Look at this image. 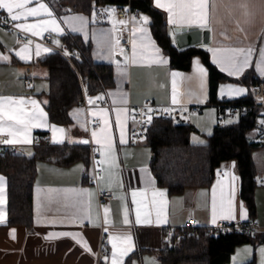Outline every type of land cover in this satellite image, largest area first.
Instances as JSON below:
<instances>
[{"label": "crops", "instance_id": "obj_1", "mask_svg": "<svg viewBox=\"0 0 264 264\" xmlns=\"http://www.w3.org/2000/svg\"><path fill=\"white\" fill-rule=\"evenodd\" d=\"M150 1L156 7L155 0ZM41 3L46 5L51 16L44 12L38 16L21 15L20 19L14 22L28 26L55 19L58 31H54L52 26L47 30L37 28L34 31L39 33L37 36L51 33L52 43L57 46L65 42L63 35L67 33L78 34L83 40L91 41L93 60L112 64L114 84L89 98L91 103L89 102L88 114L101 122L100 127L87 129L86 112L78 104L69 108L68 124L52 122L46 108L49 99L48 70L42 59L53 50L43 43H19L15 32L0 25V58H8L0 59V97L36 101L38 110L42 111L46 118V126L31 128L28 134L29 143L13 144L18 145L20 151L31 154L34 136L46 131L49 132L48 142L52 144L89 146V141H92L99 152L102 172L95 185L86 178V175L92 173L91 163L88 165L84 160H78L69 165H60L53 161L39 160L33 186L34 218L30 229L8 223L7 179L0 172V177L4 178V203L0 205L4 212V220L0 222V264H95L102 234L107 242V252L103 255L101 264H112L113 244L117 246L119 253L120 249L127 247L124 240L127 235L131 236L134 251L123 258L124 264H160L159 252L168 240V227L178 229L189 218H196L203 225L214 223L213 189L215 222L224 220L223 210L228 208L229 202L234 218L227 220H249L250 214L241 196V178L236 159L224 162L209 186L170 192L156 180L151 168L153 155L145 136L134 139L131 134L133 109L147 99L167 107L201 103V113H190L185 117L186 121L198 129L191 134L193 142V133H209L213 129L218 122L217 107L208 102L209 69L202 57H192L190 70L172 68L168 55L152 34L150 25L142 21L131 25V45L122 47L115 28L120 18L116 15V10L114 13L105 11L115 9V6L88 15L82 11L64 8L57 1L28 0L23 9H13L12 14L38 8ZM156 8L162 12L175 45L179 28L208 29L210 41L199 45L209 51L211 61L219 70L220 65L214 62L212 50L253 49L249 66L234 76L222 71L234 80L221 81L218 87L220 98H238L250 92L251 83L262 74L257 70V61L261 48H264V0H209L206 25L169 23L168 12L163 8ZM5 11L9 15L7 10ZM142 16L148 17L143 13ZM73 17H83L86 23L72 19ZM141 29H146V34ZM26 32L33 34L32 31ZM222 55L227 56L230 53L222 51L217 53L215 59ZM161 59L166 63H160ZM197 66L203 68L206 75L197 72ZM173 73L177 75L173 76ZM27 79L32 80L31 85L27 83ZM229 85L243 89L244 92L228 93L225 90V94L221 95L222 86ZM104 95H107L109 103L98 104V97L100 99ZM18 107L23 108L26 114L37 110L31 103ZM0 123L4 127V131L0 132L4 135V140L12 139L8 135V126L15 121L5 116ZM51 126L64 129L63 133L56 134L59 142H53ZM94 131L95 137L92 134ZM249 136L252 140H258L253 129ZM16 139L23 140L24 137L18 135ZM255 153L259 154V157ZM254 160L258 174L254 218L260 225L257 232H264V144L255 150ZM220 170L223 171L222 174L219 173ZM98 189L110 190L115 197L100 205ZM160 192L164 195H155ZM133 193L136 194L135 197ZM241 205L246 214L244 219H241ZM137 209L141 212L142 222L139 224L136 221ZM125 218L128 220L127 224L124 222ZM61 233L73 235H60ZM262 248L264 241L249 240L239 243L232 251L227 264H262Z\"/></svg>", "mask_w": 264, "mask_h": 264}, {"label": "trees", "instance_id": "obj_2", "mask_svg": "<svg viewBox=\"0 0 264 264\" xmlns=\"http://www.w3.org/2000/svg\"><path fill=\"white\" fill-rule=\"evenodd\" d=\"M128 2L149 17L152 34L169 57L172 68L190 70L192 57L200 55L209 69V99L211 104L224 100L218 95L221 81L234 80L211 61L210 53L199 44L175 45L168 32L162 12L150 0H61L59 4L73 7L91 15L109 6L124 5ZM63 40L76 46L80 57L76 68L60 53L52 51L43 59L48 70L49 91L46 108L52 122L68 124L69 108L78 103L84 86L95 93L103 92L114 84L112 64L95 62L91 53V41L83 40L78 34L67 33ZM236 104L251 103L250 92L232 98ZM259 109L236 116L228 123L217 122L207 141L197 143L191 134L198 129L186 120L174 121L151 115L148 120L145 140L152 151L151 168L158 184L166 186L170 192H182L189 187L209 186L222 164L236 159L241 178V196L245 201L250 218L255 216V188L257 186V167L254 151L262 143L250 139V132L257 123ZM43 135V132L41 133ZM39 160L53 161L69 165L84 160L90 165V150L86 144H52L44 138L34 145L31 154H0V172L6 176L8 190V223L30 229L33 225V186ZM90 175H86V178ZM264 241V232L228 234L208 233L200 229L194 236L176 232L160 249V264H227L235 246L244 241Z\"/></svg>", "mask_w": 264, "mask_h": 264}, {"label": "built area", "instance_id": "obj_3", "mask_svg": "<svg viewBox=\"0 0 264 264\" xmlns=\"http://www.w3.org/2000/svg\"><path fill=\"white\" fill-rule=\"evenodd\" d=\"M60 2L61 0H50ZM69 10H75L73 7L69 6ZM116 15L120 18V21H126L125 24L119 23L115 24V28L119 35V43L122 47L127 48L131 45V25L136 21H141L142 16L139 8L133 6L131 2L124 5H117L115 7ZM0 25L9 31H13L16 34V40L19 43L30 42V43H43L50 47L53 51L60 53L64 58H66L74 68H76V59L80 57V52L76 46L62 43L60 46L54 45L52 43V34L46 33L43 36L33 35L26 32L21 28L16 27V23L11 20L10 16L6 13L4 9H0ZM28 84H32V80H26ZM251 94L253 96V101L251 103L236 104L230 101L229 97H224L223 102L216 104L217 107V120L219 123L229 117L240 116L248 113L252 109L258 108L259 114L257 116V123L253 130L257 135L259 142L264 144V74H261L256 80H254L250 85ZM94 94L92 91L87 89L82 82V96L78 100V105L82 106L86 112V122L87 129L90 130L91 127H100L101 122L97 118H92L88 114L89 109V98ZM100 105H107L109 99L107 95L97 100ZM203 106L201 103H194L188 105H174L172 107L157 105L152 99H147L141 104L134 107L132 115V127L131 134L134 139H139L144 137L147 130L148 120L151 115H159L162 118H170L174 121L185 120V117L190 113H201ZM43 138L48 141L49 132L36 133L33 139V144L38 145L42 142ZM4 135L0 134V154L7 153H18L20 151L19 146L16 144H6L3 143ZM90 147V160L92 173L89 180L93 184H97L98 178L102 172L101 160L99 157V152L94 147L92 141H89ZM220 174L223 173L222 170L219 171ZM98 202L100 205H104L106 202L110 201L115 197L114 193L110 190H97ZM260 225L257 223L254 217L247 221H230L227 219L219 220L214 223L203 225L196 218H189L178 229L174 227H168L166 229V236L171 239L175 236L176 232H180L186 236H194L198 233L200 229H204L208 233L214 234H228L232 232H242V233H255L259 230ZM106 240L105 236L102 234L101 242L98 248V252L95 259V264H101L103 255L107 252L106 250Z\"/></svg>", "mask_w": 264, "mask_h": 264}, {"label": "snow or ice", "instance_id": "obj_4", "mask_svg": "<svg viewBox=\"0 0 264 264\" xmlns=\"http://www.w3.org/2000/svg\"><path fill=\"white\" fill-rule=\"evenodd\" d=\"M208 2L209 0H155V6L159 8H163L165 11L168 12L169 15V23H174L177 25L183 24H192V23H201L207 24L208 19ZM28 3V0H0V9H5L10 15L12 21H17L20 19L21 15L24 16H38L41 12L46 13L48 16H51V12L48 11V8L44 4H39L38 8H29L26 12L19 13V14H12L13 9H23L25 5ZM105 11L109 13H114L115 9H106ZM72 19L80 20L86 23L83 17H73ZM141 21L144 24H147L148 17L141 16ZM119 23L125 24L126 21H120ZM49 26H52L54 31H58V25L55 19L41 21L39 24H32V25H22L17 24V28L24 29L26 31H32L33 35L39 34L38 32L34 31L37 28L47 30ZM75 30V29H73ZM146 34V29H141ZM39 47V46H37ZM135 43L133 44V55L135 56ZM44 51H48V49H44ZM158 53L159 50L155 49ZM214 53V62L220 65L221 71L227 72L229 75H239L247 66H249L250 59L252 57L253 49H244V48H229V49H215L212 50ZM227 52L230 55L227 56H220L219 59H215L217 53L220 52ZM39 54V52L37 53ZM20 55V53H17ZM23 59L24 57L21 56ZM0 59L7 60V57H2ZM160 63H166L162 59L159 61ZM198 65V62H196ZM201 75H206L205 70L201 67H196L195 69ZM257 70L264 74V48L260 50V58L257 61ZM177 75L173 73V76ZM225 90L228 93L236 92V93H243V89L239 88H232V86H222L221 88V95L225 94ZM99 99V97H98ZM91 103V101H89ZM173 102H176L175 95L173 96ZM26 103H31L36 111H33L31 114H26L23 111V108L18 107L20 105H24ZM5 116L7 119L15 121L14 124L8 126L9 131L8 135L12 137V139L4 140L3 143L6 144H13V143H29L28 134L33 127H40L42 125L46 126V118L42 111L38 110L37 102L36 101H25L23 99L16 100L11 97H0V121H3ZM264 123V121H262ZM53 134V142H59L57 138V133H63L64 129L57 128L55 126H51L50 128ZM4 131L3 124L0 123V132ZM95 137V131L92 133ZM18 135H23V140H18L16 137ZM87 143V141H84ZM227 175V173H225ZM233 179H236L233 177ZM4 178L0 177V205L4 203ZM86 191V190H85ZM135 193H133V197H135ZM155 195L163 196L164 193H156ZM135 203V200L133 201ZM107 212V209L105 210ZM215 215H216V205H215V189H213V222H215ZM223 219H233V208L231 202H229V206L227 209L223 210ZM246 218V214L243 211V206L241 205V219ZM4 220V212L3 209L0 208V222ZM136 221L137 223H141V212L137 209L136 212ZM125 224L128 223L127 218H125ZM150 223V221H148ZM160 222L159 220L157 221ZM107 223V220H105ZM60 235H73L71 233H61ZM125 242L127 243V247L122 248L117 251V246L113 244V252H112V264H124L123 258L128 256L130 253L134 251V245L131 240V236L127 235L124 237ZM86 246V245H85ZM247 251V250H246ZM262 257H264V248L260 249ZM119 257V258H118ZM264 264V261H262Z\"/></svg>", "mask_w": 264, "mask_h": 264}, {"label": "water", "instance_id": "obj_5", "mask_svg": "<svg viewBox=\"0 0 264 264\" xmlns=\"http://www.w3.org/2000/svg\"><path fill=\"white\" fill-rule=\"evenodd\" d=\"M209 41L210 31L208 29L191 27L187 29H177L176 42L177 45L180 47L192 44L206 43Z\"/></svg>", "mask_w": 264, "mask_h": 264}, {"label": "rangeland", "instance_id": "obj_6", "mask_svg": "<svg viewBox=\"0 0 264 264\" xmlns=\"http://www.w3.org/2000/svg\"><path fill=\"white\" fill-rule=\"evenodd\" d=\"M109 8H111L110 6H109ZM217 117V116H216ZM217 119V118H216ZM230 121H232L231 119H228V118H226V119H224L223 121H222V124H224V123H228V122H230ZM212 132V130L209 132V133H211ZM209 133H201V134H194L193 133V137H195L193 140L195 141V142H197V143H204V142H206L207 141V135L209 134ZM257 149H259V148H257ZM258 151V150H257ZM255 152V151H254ZM258 153H260L259 151H258ZM255 154H257V153H255ZM258 155V157H259V154H257Z\"/></svg>", "mask_w": 264, "mask_h": 264}]
</instances>
